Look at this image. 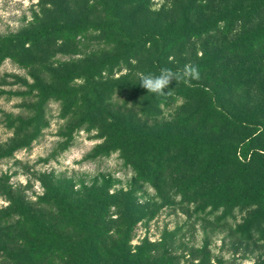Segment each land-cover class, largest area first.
Wrapping results in <instances>:
<instances>
[{"label":"trees","instance_id":"16d2710c","mask_svg":"<svg viewBox=\"0 0 264 264\" xmlns=\"http://www.w3.org/2000/svg\"><path fill=\"white\" fill-rule=\"evenodd\" d=\"M184 1L177 15L172 5L155 13L149 27L146 0H111L112 23L100 29L117 42H127L122 49L131 56L149 54L153 45L163 51L205 38L198 69L213 86L172 81L163 95L140 88L134 100L144 97L141 115L127 112L129 102L122 112L109 106L115 93L109 86L110 92L103 91L106 96L95 91L85 121L102 124L100 149L120 151L136 171L134 181H146L157 190L170 184L185 200L193 196L203 214L208 208L213 214L224 210L225 216L236 210L245 214L232 243L237 250L253 247L257 255L264 250V0ZM139 23L147 32L131 35ZM152 64L151 72L159 76L162 60L157 57ZM129 81L124 78L118 87L129 89L123 84ZM178 97H183L184 107L168 124L159 125L160 105L170 107ZM89 192L74 199L73 194L51 191L42 201H53L59 214L48 222L25 209L17 212L21 220L13 229L16 253L10 263L179 264L173 255L177 232L165 233L157 243L130 245L136 225L153 215L133 192ZM111 207L114 219H108ZM190 255L191 264H224L212 262L207 243L192 248ZM256 264H264V256Z\"/></svg>","mask_w":264,"mask_h":264},{"label":"rangeland","instance_id":"374dc122","mask_svg":"<svg viewBox=\"0 0 264 264\" xmlns=\"http://www.w3.org/2000/svg\"><path fill=\"white\" fill-rule=\"evenodd\" d=\"M146 3L151 27L155 13L172 5L177 15L186 1ZM111 8V0H0V264H12L16 253L11 237L21 220L17 212L25 209L48 222L59 214L53 201H42L51 191L77 199L86 190L90 196L95 189L110 194L131 191L139 204L150 208L153 215L137 224L130 235L132 247L143 240L157 243L174 231L178 242L173 255L179 264H191L192 248L205 243L213 263H258L264 250L256 255L253 247L237 250L232 243V234L245 214L237 210L228 216L224 210L213 214L211 208L203 214L195 208L193 196L185 200L170 184L157 190L146 181H134L136 171L120 151L100 149L104 145L102 124L85 121L95 103V91L106 96L103 91L114 87L109 106L122 112L123 104L129 102L127 112L141 115L144 97L137 101L134 95L143 88V76H156L151 72L155 69L152 62L158 57L163 68L173 71L186 65L199 67L205 39L163 51L153 45L149 54L131 56L122 49L127 42H117L100 29L112 23ZM135 26L131 35L147 32L143 23ZM205 75L190 82L213 86ZM126 77H130L123 82L128 91L117 83ZM178 98L170 107L160 105L159 125L168 124L184 107L183 97ZM107 120L104 117L103 122ZM114 218L111 207L108 219Z\"/></svg>","mask_w":264,"mask_h":264},{"label":"clouds","instance_id":"9594fccd","mask_svg":"<svg viewBox=\"0 0 264 264\" xmlns=\"http://www.w3.org/2000/svg\"><path fill=\"white\" fill-rule=\"evenodd\" d=\"M199 78V69L195 65H186L183 69L173 71L169 68H162L159 76L148 74L142 77L141 86L148 92L156 95H163L164 89L172 82L190 83L193 79Z\"/></svg>","mask_w":264,"mask_h":264}]
</instances>
